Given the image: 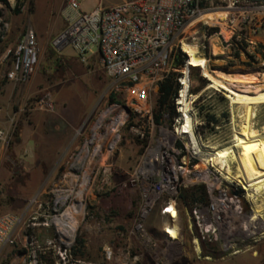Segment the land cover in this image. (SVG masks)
Listing matches in <instances>:
<instances>
[{"label":"rangeland","instance_id":"1","mask_svg":"<svg viewBox=\"0 0 264 264\" xmlns=\"http://www.w3.org/2000/svg\"><path fill=\"white\" fill-rule=\"evenodd\" d=\"M96 1L80 0L82 8ZM17 7L20 11L15 13ZM64 7L65 0L0 3V28L2 23L8 24L5 37L0 39V124L8 134V144L0 150V215L21 218L0 247V264H264V240L254 250L223 259L215 254L207 261L193 260L186 245L187 259L164 262L159 251L162 244L154 250L125 237L136 200L135 194L126 190V181L151 138L147 114L137 115L124 104L123 94L115 91L112 78L97 58L81 62L72 46L58 53L50 48L51 37L65 25ZM214 7L215 11H230L234 17L242 12L245 20L237 25L241 34L247 35L253 23L264 24V2L234 0V4L214 3ZM192 21L179 38V46L182 42L195 47L205 43L208 68H259L260 80L252 85L264 87V35H252V43L244 41L245 50L236 55V45L221 44L215 31L208 34L210 28L218 31L217 27ZM28 27L36 32L38 59L30 79L14 83L6 77L8 50ZM211 44L219 47L218 54L211 53ZM207 82L202 70H191L192 92L200 94L199 100L205 97L206 109L228 110L229 125L206 134L211 145H222L231 139L232 126L238 128L237 110L232 113L228 100L208 88ZM150 100L155 118L157 97ZM44 101L51 103V109L41 106ZM122 113L116 130H109ZM256 120L259 127L264 121V106L258 109ZM94 135L104 139L97 141ZM84 175L88 180L82 187ZM192 188L184 189L185 194ZM77 204L82 205V213L76 215L74 230H69L64 213ZM161 221L157 210L148 217L152 235H159ZM76 237L85 244L81 259L69 255ZM110 247L113 257L109 259L105 251ZM64 250L66 256H62Z\"/></svg>","mask_w":264,"mask_h":264},{"label":"built area","instance_id":"2","mask_svg":"<svg viewBox=\"0 0 264 264\" xmlns=\"http://www.w3.org/2000/svg\"><path fill=\"white\" fill-rule=\"evenodd\" d=\"M225 2L234 4V0H121L113 6L98 5L84 11L80 0H66L65 25L50 39L53 51L58 53L72 46L81 62L96 52L101 66L113 80L115 91L123 94L124 104L137 115L147 114L151 138L126 181V190L134 193L136 200L124 235L154 250L162 244L159 251L164 262L187 259L186 245L193 260L207 261L213 260L215 254L223 259L254 250L264 240V212L255 211L259 199L255 202L250 190L224 178L217 165L200 154L205 149L203 144H210L206 134L227 127L230 117L228 110L206 109L205 97L199 100L200 94L192 92L191 70L202 68L189 66L187 55L180 54L181 45H178L192 20L215 11L214 3ZM244 20L242 12L234 17L227 11L225 19L214 23L203 21V24L218 28L214 35L221 44L252 43V35H264V24L260 22L253 23L247 35L241 34L237 25ZM1 25L0 39L8 30L7 23ZM205 47V43L196 46L197 55L204 59ZM38 51L36 33L28 27L8 50L7 79L14 83L27 82L35 71ZM178 58L183 63L177 64ZM168 78L177 84L171 98L174 112L163 109L156 120L151 114L150 99L158 96L159 85ZM184 79L187 110L181 101ZM213 91L227 99L222 90ZM41 106L52 107L48 101L41 102ZM190 131L196 138L195 145ZM7 144V131L0 125V150ZM200 185L205 187L203 196H182L188 186L195 190ZM154 210L162 219L159 235H152L146 223ZM20 220V216L10 213L0 215V247ZM105 254L109 259L113 257L111 247ZM63 255L66 256L65 250Z\"/></svg>","mask_w":264,"mask_h":264},{"label":"bare ground","instance_id":"3","mask_svg":"<svg viewBox=\"0 0 264 264\" xmlns=\"http://www.w3.org/2000/svg\"><path fill=\"white\" fill-rule=\"evenodd\" d=\"M226 17V10H218L200 14L192 22L208 21L214 23ZM193 45L186 42L181 43V49L187 55V64L202 68V74L208 81V88L222 90L228 99L229 108L232 110V113L235 108L238 117L237 126L235 125L238 128L232 130L231 139L228 142L222 145L203 144L205 149L200 150V154L204 159L211 160L214 165H217V168L221 171L224 178L235 180L245 190H250L255 202L258 199L260 201V204L257 205V210H255L259 213L260 209H264V121L257 127L256 118L258 109L264 106V87L261 88L252 85L260 80L259 76L261 74L259 68H233L228 70L222 67L208 68L206 64L207 60L197 55L196 47ZM217 48L216 44H211V53L218 54ZM262 76L264 79V75ZM184 83L185 86L182 90L181 101L183 108L187 110L188 101L185 98L187 87L186 79H184ZM123 117L124 113L117 116L110 124L109 130L115 131L122 122ZM232 118L234 122V117ZM186 125L189 127L188 116ZM190 133L192 142L195 145L197 143L196 138L191 131ZM94 137L97 141L104 139L102 135H94ZM99 147L100 145L98 143L97 149ZM87 180L88 177L84 175L81 182L82 187ZM82 192L83 190L80 189L78 192L79 197H82ZM81 213V204L70 206L66 210L64 216L68 221L69 230H74L76 215Z\"/></svg>","mask_w":264,"mask_h":264},{"label":"trees","instance_id":"4","mask_svg":"<svg viewBox=\"0 0 264 264\" xmlns=\"http://www.w3.org/2000/svg\"><path fill=\"white\" fill-rule=\"evenodd\" d=\"M0 3L2 4H7V0H0ZM19 7L14 9L15 13H18ZM216 28H210L209 29V33H212L214 31H216ZM246 47V44L242 41L241 43L236 44V55H238V50H242L244 51ZM181 54V52H180ZM177 64H181L183 63L181 58H178ZM202 81H205L204 78H202ZM177 90V84L175 83V81L172 78H168L167 80L163 81L158 88V96H157V113L155 114V119L157 120L159 117V113L161 110L163 109H169L170 113L174 112V108L172 105V101L171 98L172 96L176 93ZM117 102V101H116ZM118 103V102H117ZM204 186L200 185L198 186L195 190H191L188 194H182V196H191L194 197L195 195H200L203 196L204 195ZM70 252L69 255H72L75 259H81L84 257L85 255V244H84V240L81 237H76L74 239V243L72 244V246L69 248ZM49 264H51L50 262H48Z\"/></svg>","mask_w":264,"mask_h":264},{"label":"crops","instance_id":"5","mask_svg":"<svg viewBox=\"0 0 264 264\" xmlns=\"http://www.w3.org/2000/svg\"><path fill=\"white\" fill-rule=\"evenodd\" d=\"M121 0H98V1H96V2H94L92 5H88V6H84L83 8H82V6H81V2H80V7H81V9L82 10H84V11H90V10H92L93 8H95L96 6H98V5H102V6H105V7H109V6H113L114 4H116V3H118V2H120ZM65 2H66V0H65ZM63 28V27H62ZM61 28V29H62ZM60 29V30H61ZM59 31V30H58ZM57 31V32H58ZM56 32V33H57ZM36 33V32H35ZM51 48V47H50ZM91 58H97L98 59V54L96 53V52H94L93 54H91V55H89L88 56V59L87 60H89V59H91ZM1 125V124H0ZM2 126V125H1Z\"/></svg>","mask_w":264,"mask_h":264},{"label":"water","instance_id":"6","mask_svg":"<svg viewBox=\"0 0 264 264\" xmlns=\"http://www.w3.org/2000/svg\"><path fill=\"white\" fill-rule=\"evenodd\" d=\"M127 112H129L130 110L128 108H125Z\"/></svg>","mask_w":264,"mask_h":264}]
</instances>
